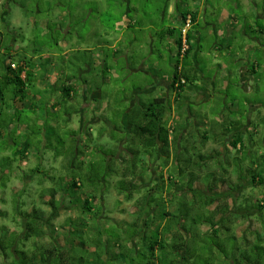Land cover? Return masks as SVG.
<instances>
[{
	"label": "rangeland",
	"instance_id": "1",
	"mask_svg": "<svg viewBox=\"0 0 264 264\" xmlns=\"http://www.w3.org/2000/svg\"><path fill=\"white\" fill-rule=\"evenodd\" d=\"M186 12L197 14V24H193L189 31L199 41L193 43L194 48L187 58L172 57L169 51L172 49H167L170 37L167 30L176 28L175 38H179L185 26L180 17ZM258 13L264 14V0H0V48L4 50L9 45L21 48L12 57L13 62L23 59L26 51L27 58L33 57L38 62L40 82L38 86L36 82L32 83L28 90L37 99L28 95L25 100L38 103L41 108L38 112H31L18 104L22 108L19 109L13 98V88L4 91L0 97V123L6 121L7 125H12L8 129L2 124L8 139L0 141V246L2 238L3 241L7 238L6 245H10L12 233L16 237L19 235L20 241L24 239L25 221L17 216V208L31 212L39 207L51 213L50 207L43 206L40 199V194L47 188L61 187L56 197L60 207L58 216L52 219L47 235L38 240L45 247L51 242L59 247H68L75 239L73 231H77L79 238H83L89 246L93 245V234L100 231L103 242L110 239L114 246L119 231L124 233V229L136 218L134 205L137 199L149 190H153L152 194L158 201L167 199L166 195L170 192L164 195L154 188L160 175L166 178L172 176L171 168L164 167L162 170L159 166L161 161L151 158L157 164L155 167L145 159V155L137 158L140 165L136 182L140 188L134 192L133 200L127 201L119 191L118 181L123 179L126 161L132 157L131 149L142 151L132 144L131 131L127 128V115L132 113H127L131 110V103L138 98L140 90L151 86L154 89L139 96L143 102H150L160 95L165 78L173 77L175 66L179 65L180 71L191 74V83L183 88L182 98L175 106V116L169 118L177 132L182 133L183 128L201 123L203 119L216 124V119L223 115L234 118L237 102L241 112L245 109L249 111L244 106L245 102L262 106L264 110V50H257V45L250 38H259L253 30L264 26V18H257ZM226 15L238 18V27L243 28L240 33L234 30V34L230 35L228 22L222 20ZM61 28L71 31L67 39L61 34ZM214 28L217 33L209 36ZM63 42L67 46H63ZM261 43L264 45L262 35ZM215 44L225 48L230 45L229 59L215 55L212 49ZM247 45H254V50H243ZM4 54L5 51L0 54L1 63L5 60ZM237 56L251 63L255 59L260 60L262 69L257 75L258 80H249L246 86L241 83L239 69L244 66L241 61L238 62L240 58ZM225 66H228L227 70ZM67 78H72L77 97L74 104L64 103L57 107L59 111L54 112L48 109V104L63 103L60 90L56 91L54 84L59 81L58 86H64ZM226 84L229 86L227 90ZM52 92L56 96L54 101L50 97ZM199 92L209 93L214 98L199 102L192 95H199ZM224 95L228 97L223 98ZM88 96L91 97L86 100ZM86 103L89 105L87 110L79 115L77 111ZM91 107L98 109L93 112ZM40 118H43L42 125L38 123ZM92 118L100 121L93 123ZM81 119L84 120L81 122ZM84 121H88V125H82ZM226 124L228 121L209 127L222 129L229 126ZM200 126L199 132L204 135L207 125ZM254 127H257L256 132L249 130L247 139L259 144L250 148V153L248 150L247 168L255 159L259 163L264 162V122ZM189 131L194 132V129ZM112 133L115 139L111 138ZM118 139L121 141L117 142ZM197 143L198 137L195 145ZM24 145L35 153L27 167L14 160V153ZM113 150L119 154V162L111 160L115 159L111 157ZM233 156H236L235 152ZM220 158L223 162L224 155ZM108 164H112L119 174L116 172L111 177L107 176ZM146 167L151 170L146 171ZM225 167L228 169V165ZM214 168V165H208L209 170ZM93 175L95 184L92 185L90 178ZM73 176L83 178L84 182V186L76 192L69 188ZM54 179L61 184H53ZM235 180L232 179L233 182ZM196 188L205 190L201 183ZM94 195L97 198L94 214H83V201L87 196ZM48 196L44 201L50 200ZM233 198L230 203L236 209L234 212L246 216L235 226V233L252 242L260 235L264 247L261 213L256 212L257 207L251 210L258 205L256 201L264 199V186L258 189L246 187ZM242 202L246 208L241 207ZM152 207L153 212L157 211ZM164 209L172 211L168 204ZM163 224L164 221L159 219L155 221V225ZM34 240L32 238L22 244L19 241L16 248L29 250ZM111 250L119 253L116 248ZM75 251L80 262L82 259L84 264L96 262L83 248ZM70 255L75 257L73 252ZM6 259L8 261L9 258ZM0 264H5L1 249Z\"/></svg>",
	"mask_w": 264,
	"mask_h": 264
},
{
	"label": "trees",
	"instance_id": "2",
	"mask_svg": "<svg viewBox=\"0 0 264 264\" xmlns=\"http://www.w3.org/2000/svg\"><path fill=\"white\" fill-rule=\"evenodd\" d=\"M189 15L192 25L195 24L197 16L191 12L183 14L184 24H186ZM260 27L264 30V26ZM175 32V29L167 30L168 35H173ZM254 32L256 33V31ZM191 38L190 31L184 37L181 30L177 43L180 53H182L184 39L186 45L190 46ZM7 51L11 52V49L9 48ZM187 53L188 49L185 55ZM7 56L12 58L13 55ZM19 62L23 63L21 65L15 63L16 69L12 68L13 63L6 67L0 64V97L3 96L4 91L13 88L15 101L26 99L29 86H32L36 80V76L32 72L33 59L25 56ZM24 73L26 74L25 78L22 77ZM190 77L188 74L178 71L174 74L171 85L172 90L178 92V98L181 97L183 88L191 83ZM71 80L72 78L68 80L71 87L64 89L65 100H70L71 94L75 91ZM168 101L164 97L155 98L150 101V104L145 105L143 112L137 109L127 115V128L132 132H130L131 141L138 145L143 153L131 149L132 158L126 161L122 174L123 179L118 181L119 191L124 194L126 200H133L134 192L140 188L136 182L137 170L140 165L139 156L145 155V159H159L161 161L160 169L171 168L172 176L168 175L166 178L164 175H160L156 180L154 190L156 189L164 195L170 192L166 195L167 199L158 201L157 197L152 194L153 190L147 191L135 202L134 206L137 212L134 213L136 216L134 222L124 229V233L119 231V237L116 236L114 246L110 239L106 243L103 242V234L98 231L92 238V246L95 249L90 253L87 251L88 256L99 262L98 264H106L103 260L106 255L108 262L114 264H264L263 238L258 235L255 242L249 241L244 236L238 238L234 228L246 216L234 212L236 209H233L230 203V200L247 185L255 189L264 185V162L259 163L255 159L251 161V167L247 168L245 166L247 152L244 153L245 159L236 155L231 157L232 161H225L224 164L218 160L213 161L216 155L214 153L212 155L197 154L196 138L193 133L191 136L188 135V138L192 137V140L188 141V145L185 147L186 158L183 159L178 151V137L170 139L172 129L167 124L172 110ZM32 109L35 112L34 109L39 108L32 106ZM243 126L236 125L234 127V130H237V136L232 143L235 148L238 144H242L240 149H243L244 140L246 141L240 131ZM0 127L2 128L1 124ZM111 138L115 139L113 134ZM214 138L216 137L213 136ZM202 139L208 140L203 136ZM258 144L257 142L256 145L258 146ZM28 149V146L20 148L14 153V156L19 159L26 158ZM174 151H176V155L172 157ZM78 154H80L79 151ZM140 161L142 162V160ZM210 164L214 165V170L208 169ZM227 165L228 169L225 167ZM106 170L109 177L116 172L119 174V171L114 170L112 164H108ZM150 170L146 169V171ZM155 171L157 172V168ZM233 178H236L235 182L232 181ZM82 180L83 178L73 176L69 182V188L76 192L82 185L84 186ZM90 181L93 182L92 185L95 184L94 175ZM55 183L57 182L54 179L53 184ZM197 183H202L205 190L197 189ZM60 189L61 187H51L40 194L41 204L49 206L51 213L39 207L34 208L31 212L17 208V216L25 221L26 234L20 241L19 235L16 237L12 233L10 237L13 241L8 246L6 245L7 238L5 241L2 238L0 249L5 258V264H83L82 258V262H80L77 257L70 255V252H75L73 245L71 249L63 247L60 250L54 242H51L47 247L38 243L39 239H43L47 235V228L51 225L52 219L58 216L60 207L57 205L56 197L60 194ZM46 195H49V201H44ZM96 200L95 195L87 196L82 203V213L93 215ZM256 202L258 205L252 207L251 210H255V207L258 208L256 212L261 213L259 218L264 225V215H262L264 199ZM167 204L169 208H172V211L168 212V209L167 211L164 209ZM152 206L157 208V211L153 212ZM157 219L164 221V224L155 225ZM80 226L85 227V224ZM205 227L207 229L203 232ZM72 234L78 236L77 231H73ZM32 238L35 240L29 250L16 248L19 241V244H22L29 242ZM92 246L87 245V247ZM115 247L119 248V253L112 252L111 249ZM7 249L14 251L9 252Z\"/></svg>",
	"mask_w": 264,
	"mask_h": 264
},
{
	"label": "crops",
	"instance_id": "3",
	"mask_svg": "<svg viewBox=\"0 0 264 264\" xmlns=\"http://www.w3.org/2000/svg\"><path fill=\"white\" fill-rule=\"evenodd\" d=\"M170 10L172 12V8H170ZM257 10H258V8H257ZM195 15L197 16L196 13H195ZM187 17L190 18L191 16L189 15ZM257 18H259V19L262 18L263 19L264 18V14L263 13H258ZM180 19H181L182 22L184 21L183 14L181 15ZM222 20L228 22V25H229L228 26V30H229L230 35H233L234 34V32H233L234 30L236 32H239V33L243 30V28L241 29L240 27H238L240 25V22H239V20H238V18L236 16L233 18L232 16H227L226 15ZM197 21H198V18L196 20L195 25L197 24ZM237 28H240V29H237ZM171 29L177 30L176 28H173V27L172 28H169L168 30H171ZM253 31H255V30H253ZM180 33H181V31H180ZM215 33H217V29L216 28H214L209 33V36L210 35H213ZM256 33L259 34V36H260L259 38L258 37H254V36L253 37H250V38H252L253 42L258 46V47L256 46V49L257 50H260V49L261 50L262 49L264 50V45H262V43H261V35L264 36V34H262V33H264V30H262V27L258 26L257 27V30H256ZM190 34L192 35V38H191V41H190V46H188V53L186 55L183 52L182 53L179 52V46L177 44L178 41H179V38H175L176 32L173 35L172 34L169 35L170 36L169 37V47L167 49L168 50L169 49L174 50V52H172V50H169L172 57H178V58L183 57L184 59L187 58V55L189 54V52L194 48L193 47V43L194 42L196 43V41H199L198 38H195L194 37V34L193 33H190ZM244 35H246L245 32H244ZM63 46H67V43L66 42H63ZM213 46H214V48H212V49L214 50L213 52L215 53V55H222V56L226 57V59H229V57L231 56V55H229L230 54V50H231L230 45L227 48H225L224 46L219 47L218 44H215ZM9 48L11 49V52L7 51ZM254 48H255L254 45H252V46H248L247 45V46H244L243 47V50H254ZM0 49H2V48H0ZM18 50L21 51V48H19V47H11L10 45L9 46H6V48L4 50L2 49L1 52H0V54H2L3 51H5V55H4L5 56V60L2 63L0 62V64L1 65L3 64L6 67L8 64L16 63V62H13V59L10 58V56H7V55H11V56L13 55V56H15V54H16V52H18ZM26 52H28V51H26ZM26 52H24V55L25 56H26ZM219 52H223V53H219ZM51 56H53V55H51ZM54 56H55V54H54ZM26 57H29V56H26ZM237 57L240 58V56H237ZM30 59H33L34 68L32 69V72L36 76L35 82H36V85H37L40 82L39 81L40 80V77L38 75V73L40 72V67L37 65L38 62H36V60L33 57H31ZM239 61H241V64L244 66V67H240V69H239V74L241 75L240 76L241 77V83L243 85L245 84V86H246V83L249 80H251V81H253V79L258 80L257 75L260 74L261 69H262V64H261L260 60L255 59L251 63V62H247L245 60V58H240L238 60V62ZM22 63L23 62H18L16 64L17 65H21ZM231 66L232 65H230V67ZM179 68H180L179 65H176L175 66L174 74L177 71L180 72V73H184V72L180 71ZM225 69L227 70L228 69V66H225ZM230 74L231 73H229L228 76ZM252 74H255V75H252ZM189 76H191V74ZM165 79L166 80H164V82H163L164 84H163V87H162V90H161V94L155 96V98H158V97L167 98L169 100L168 102L171 105V110H172L171 117H174L175 116V109H176L175 106H177L176 104L178 103L179 99L182 98V95H180L181 97L178 98L179 97L178 92H174V91H173L174 93L172 92V85L171 84L173 82L174 75H173V77L165 78ZM68 80H69V78L66 79L67 84L65 82V85L64 86H61V87L58 86L59 81H57L54 84L55 85V90L56 91L60 90L59 93L61 94L62 102L67 101L66 103L71 102V104H74L75 98L77 97L75 91H74V93L71 94V99L70 100H65L64 99V95H65L64 94V89H68V88L71 87L70 81L68 82ZM54 82H55V80H54ZM72 85L74 86V84H72ZM151 87L147 88L146 90H144V89L140 90V93H138V98H136V100H134L133 103H131L132 104L131 105V108H130L131 110H128L129 112H127V113H130L131 111H133L135 109H139L142 112L144 111L145 105L150 104V102H143L142 98H140L139 96L142 97V94L148 93L149 91H151L152 89H154V88H151ZM226 87H227L226 88V90H227L228 87H229L228 84H226ZM39 89H41V88H39ZM79 90H80V92L82 91V89L80 87H79ZM170 90H171V97H168V95H169L168 91H170ZM166 92H167V94H166ZM53 93L54 92H52V94L50 96L52 98L51 101H54L53 98L56 97ZM28 95H30L32 99H37V96L34 95V93H31V92L27 91V96ZM192 95H194L195 97H197L198 100H199V102H201V99L203 100V102H207V101H210V100H212L214 98L213 95H211L209 93H206V92H203V93H200L199 92V95H198V93H193ZM222 97L223 98H226V97H228V95H224ZM155 98H153V99H155ZM234 98L236 99V97H234ZM237 98H239V96ZM18 100L16 101L17 102V106H18V104H20V105H22L21 107L23 109H26V110H29V111L33 112L32 111L33 110L32 109V106H34V107H38L41 110V108H40V106H39L38 103H35V102L31 103V101H29V100L28 101L27 100L21 101V99H20V101H18ZM63 104L64 103H56L55 102L52 105V104L49 103L48 104V109H53V111L56 112L57 107H59L60 105H63ZM238 105L239 104L237 102V107L234 109V111L236 112V116L234 118H230L227 115H223V117H220V118H217L216 119V124H215V121L213 123L209 119H203L201 121V123H199V122L196 123L197 126L196 125H192L191 127L190 126H187V128H183L182 133H179V131L177 132V129H176L175 132H174V134H173V136L174 137H178L179 136L178 137V140H177L178 141L177 143H178V148H179L178 151L180 153V156L183 157V159L186 158V156L184 155L185 147H187L188 141L192 140L191 139L192 137L188 138V135L190 134V136H191V133H193L194 134L193 136L195 138L198 137V143H197V145H195L197 147V150H196L197 154H200V155H212L214 153V155L216 154L215 155L216 158L214 157V160L213 161H216V160L220 161V159H222V158H220V156H223L224 155V158H223L224 159L223 162H224V161H228V160L232 161L233 158H231V157L233 156V154L235 152V154L237 156H239L240 158L245 159L244 153L248 152V150L250 148L257 147V145H256L257 144V141H253L252 139L251 140H247V138H246L247 137V133H248L249 130H251L252 132H256V128L257 127H254V125H258V124L264 122V110H262V106H252L250 103L245 102L244 103V106L248 107L249 108V111H247V109H245L244 111L241 112V109H240V107ZM21 107L18 106L19 109ZM39 109H34V110H35V112H38ZM57 111H59V110H57ZM192 118L195 119L196 117L195 116H192ZM42 119L43 118L38 119L39 120L38 123H40V125L43 124V120ZM34 120L35 119H33L32 121H34ZM224 121H228V124H226V125H229V126H225L222 129L221 128H218V126H216V128H214L213 126L212 127L211 126L209 127V125H217V124L223 125ZM6 123H7L6 121L5 122H2V124H4L5 127L9 129V127H11L12 125H7ZM167 125H168L169 128H171V126L173 128V121L170 120ZM200 125H207V127L205 129V132H204V135H202L199 132V130L201 128ZM236 125H244L242 127V129L240 130L242 132V134H243V137L246 139V141L244 140V143H243V149H240L242 144H238V146L236 148L232 144L233 141H234V139H235V137L237 136V130L236 131L234 130V127ZM191 128L194 129V132L195 133L189 131ZM2 129L3 128L0 129V141H3L4 142V141H6V138L8 139V137H7V133L4 132ZM258 129H260V127H258ZM210 133H213V134L211 135ZM171 135L172 134H170V137H172ZM202 136L203 137H207L208 140L205 141L204 139H202ZM213 136L216 137V138L213 139ZM2 138H3V140H2ZM119 141H121V140H119ZM7 142L9 143L8 140H7ZM4 144H6V143H4ZM9 144L12 145V142L9 143ZM25 146H27V145H24L23 147H25ZM190 146H192V145H190ZM140 152L143 153V151H140ZM239 152H241V153H239ZM249 153H250V150H249ZM32 155H35V153L34 152L32 153V152H30L28 150V152L26 153V158L19 159V158H16L14 156V158H15L14 160L19 161L23 167H27L28 166V161L33 158ZM174 155H176V151H174L172 153V157ZM146 160L149 161V162H151V163H153L154 166L156 167L157 164H155L154 161H152L151 158H146ZM246 187L253 188L251 186H246ZM242 204L243 205H241V206H244L242 208H246L245 205H244V202H242ZM97 233L98 232H95L93 235H95ZM73 238H75V239H72L71 240V242L72 241L73 242L70 243L69 246L66 247V248L71 249L72 248V245H73V249H74V250L72 249L73 251H75L77 248H83L86 252L88 251L89 253L94 251L95 247H93V246L92 247H87L86 242L83 239H80L79 236L75 235ZM238 238H240V237L238 236ZM79 240L81 242H79ZM107 240L106 241L104 240V242L106 243ZM75 242H76V244H74ZM77 242L80 243V244H77ZM63 247H59V249L62 250ZM115 248H116L117 252H119V250H118L119 248L118 247H115ZM73 253L75 255V258L76 257L78 258L77 252L75 251ZM103 260H104V263H106V264H108V263L109 264H114L112 262L111 263L108 262L107 255L103 257ZM115 264H118V263H115Z\"/></svg>",
	"mask_w": 264,
	"mask_h": 264
},
{
	"label": "flooded vegetation",
	"instance_id": "4",
	"mask_svg": "<svg viewBox=\"0 0 264 264\" xmlns=\"http://www.w3.org/2000/svg\"><path fill=\"white\" fill-rule=\"evenodd\" d=\"M60 31H61V34L64 36V38L65 39H67L68 38V36L70 35V33H71V31L70 30H65V29H63V28H61L60 29ZM252 39V38H251ZM105 66V65H104ZM106 67V66H105ZM107 68V67H106ZM174 80V79H173ZM172 92H173V90H172ZM168 93H169V95H168V97H171V90L170 91H168ZM174 93V92H173ZM166 94H167V92H166ZM81 95V94H80ZM90 97L91 96H88V97H85L86 98V100L89 98L90 99ZM92 98L95 100V96L94 95H92ZM88 104L86 103L85 104V106L84 107H82L79 111H77L78 112V114L80 115V114H83L86 110H87V108H88ZM92 108V107H91ZM93 109V112H95V110H97L98 109V107H96V108H92ZM97 113V112H96ZM95 118H92V120H91V122H93V123H96V122H98V121H100V120H94ZM84 119H81V122L83 121ZM88 121H84V123H82V125H84V124H86V125H88ZM110 129H111V127H110ZM172 130L170 131V134H172L171 136L172 137H170V139L171 140H173L174 139V136H173V134H174V132H175V130L176 129H173V128H171ZM113 134V133H112ZM181 135V134H180ZM179 137V136H178ZM117 142H119V139L117 140ZM178 142V141H177ZM118 145H119V143H118ZM114 154H112L111 155V157L112 158H115V159H111L112 161L114 160V162L116 161V162H119V154H117V151L115 152L114 150L112 151ZM110 160V161H111ZM15 249V248H14ZM13 250V249H12ZM14 251V250H13Z\"/></svg>",
	"mask_w": 264,
	"mask_h": 264
},
{
	"label": "built area",
	"instance_id": "5",
	"mask_svg": "<svg viewBox=\"0 0 264 264\" xmlns=\"http://www.w3.org/2000/svg\"><path fill=\"white\" fill-rule=\"evenodd\" d=\"M191 25H192V22H191V17H190V18H188V20H187V22L185 24V27H184V30H183V35H186L187 34V32L190 29ZM186 50H187V48H186V40H184V46L182 48V52L185 53ZM11 66L14 69L17 68V65L15 63H13Z\"/></svg>",
	"mask_w": 264,
	"mask_h": 264
},
{
	"label": "bare ground",
	"instance_id": "6",
	"mask_svg": "<svg viewBox=\"0 0 264 264\" xmlns=\"http://www.w3.org/2000/svg\"><path fill=\"white\" fill-rule=\"evenodd\" d=\"M183 30H184V28L182 29V33H183ZM188 31H189V30H188ZM187 33H188V32H187ZM185 36H186V35H184V37H185ZM186 48L188 49V45H186ZM23 75H24V76H23ZM25 75H26L25 73L22 74V77L25 78Z\"/></svg>",
	"mask_w": 264,
	"mask_h": 264
}]
</instances>
